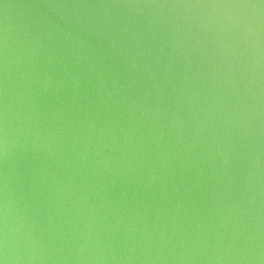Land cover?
<instances>
[{
  "label": "water",
  "instance_id": "obj_1",
  "mask_svg": "<svg viewBox=\"0 0 264 264\" xmlns=\"http://www.w3.org/2000/svg\"><path fill=\"white\" fill-rule=\"evenodd\" d=\"M0 264H264V0H0Z\"/></svg>",
  "mask_w": 264,
  "mask_h": 264
}]
</instances>
